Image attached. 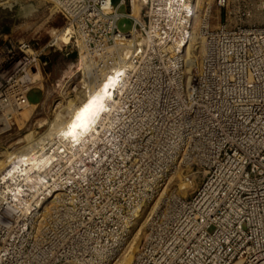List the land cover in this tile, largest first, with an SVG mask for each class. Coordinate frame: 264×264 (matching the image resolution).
Masks as SVG:
<instances>
[{
    "label": "built area",
    "instance_id": "obj_1",
    "mask_svg": "<svg viewBox=\"0 0 264 264\" xmlns=\"http://www.w3.org/2000/svg\"><path fill=\"white\" fill-rule=\"evenodd\" d=\"M44 1L72 28L74 37L65 53L77 49L79 54L81 47L88 57L98 56L103 71L116 63V52L108 53V44L130 46L132 67L126 69V87L111 132L116 127L123 132L131 118L157 111L161 103L167 115L183 117L182 130L171 131L163 165L138 192L134 207L140 202L147 206L157 195L176 157L184 166L202 170L191 196L168 192L150 208L145 236L130 264H264V24H219L211 29L209 4L199 7L196 0H140L139 17L131 13V0ZM214 1L224 6L228 0ZM120 6L127 11L119 12ZM122 16L131 20L127 31L117 27ZM195 16L201 19L196 34L200 49L186 72L183 57L172 55L180 50L173 42L190 37ZM46 61L26 40L0 48V121L6 109L28 102L29 90H42ZM94 157L85 161L88 167L75 164L83 167L78 172L67 163L46 175L44 183L58 182V195L45 209L35 202L44 190L23 185L24 200L18 207L0 193V264L62 260L50 219L66 206L63 197L76 195L74 182L88 181ZM192 175H184V181ZM28 205L32 215L25 209ZM133 209L109 224L100 241V259L124 235Z\"/></svg>",
    "mask_w": 264,
    "mask_h": 264
},
{
    "label": "rangeland",
    "instance_id": "obj_2",
    "mask_svg": "<svg viewBox=\"0 0 264 264\" xmlns=\"http://www.w3.org/2000/svg\"><path fill=\"white\" fill-rule=\"evenodd\" d=\"M135 2L140 10L142 8L140 0ZM112 3L115 4L116 0H112ZM207 4L210 8L208 25L211 29L219 24L226 26L264 24V0H228L224 6L216 5L214 0L198 2L199 7ZM118 11L124 13L127 8L120 6ZM136 16L139 17V14ZM65 26V18L61 14L54 13L44 0H0V48L8 42L26 40L34 43V47L40 50L47 60L41 70L42 85L38 82L42 90L32 88L26 94L28 102L18 104L15 112L10 108L4 112L5 120L0 121L1 158L6 153L13 154L19 151L32 135L35 148L43 145L48 149L52 146V141L44 138L39 141V139L46 133L54 112L58 111L68 98L78 103L86 94L85 84L91 85L100 77V69L97 66L98 56L90 58L87 56V63L92 67L91 72L86 73L83 78L75 72L68 79L62 93L59 94L54 90L59 75L64 70L75 69L73 66L78 56L77 49L65 53L70 46L64 47L63 44L67 43H60V39L57 38ZM130 26L131 20L127 17L122 16L117 21L120 31H127ZM119 49L125 51L121 47ZM199 49L200 40L196 36L194 41H191L194 63L198 59ZM115 56L117 61V53ZM108 68L105 67L103 71ZM93 72H97L95 74L97 77ZM53 96L57 102L51 101ZM47 99L49 102L46 101ZM164 108L161 103L157 111L149 110L145 114L131 118L123 132L116 127L112 131L113 145L97 150L93 163L87 170L88 181L77 179L72 186V189L77 191L76 195L63 197L66 206H62L56 217L50 219V222L55 224L54 229L60 239L63 253L62 260L56 264H99L102 247L100 241L107 233L109 224L118 221L121 215L128 214L134 208V204L140 199L138 192L144 188L150 176L158 172V168L165 161V153L173 135L171 131L182 130L183 117L167 115ZM179 158L180 156L176 157L173 170L161 185L162 193L156 195L145 209L143 207L141 215L128 231L123 249L110 264L120 263L129 249L134 248L133 258L145 236L148 211L159 204L165 194L172 192L189 197L200 183L202 170L196 166H184ZM186 174H193V178L184 181L183 177ZM134 245L137 247L135 248Z\"/></svg>",
    "mask_w": 264,
    "mask_h": 264
},
{
    "label": "bare ground",
    "instance_id": "obj_3",
    "mask_svg": "<svg viewBox=\"0 0 264 264\" xmlns=\"http://www.w3.org/2000/svg\"><path fill=\"white\" fill-rule=\"evenodd\" d=\"M198 2L199 0H196L197 5ZM131 13L134 16L139 14V6L135 0H131ZM200 21L201 19L195 16L192 21L190 37L188 39L181 37L173 42V46H176L180 50L173 52L172 55L174 57H179L180 55L183 57L186 72H189L191 67L195 64L194 56L191 52V41H194L198 33ZM72 37H74V35L69 25L63 27V30H61L57 36V38L60 39V43H67L63 44L64 47L71 45ZM132 41L133 38H130L128 44ZM141 41L142 40L139 39V42ZM119 46V41L108 44V53L115 51L118 60L114 63V66L108 68L106 71L100 69V75L97 74L100 77L94 83L92 82L93 84L89 85L85 82L87 91H84L86 93L84 97L80 99L78 103L68 98L62 106L60 105V109L54 112V117L50 120L47 131L44 130L46 133L43 131L45 134L39 139V141H42L43 138L50 142L52 141V146L48 149L43 145L39 148H35L36 145L35 142H32V135L26 140V144H24L19 151L13 154L11 152L6 153L2 155V158L0 157V193L5 201L16 207L21 205L22 200H24L22 195L24 193L23 185H25V187L29 189L44 190L46 192L35 201L40 207L45 209L47 205L57 199L58 195L56 191L58 182L54 180L51 185L44 183L46 175H53L59 165L67 163L68 169L72 168L78 172L79 169L88 167L85 161L92 159L101 145H104V147L113 145L114 139L112 140V138H114V135L110 128L118 119L117 111L121 107L123 89L126 87L125 78L128 75L126 69L132 67V64L128 61L129 56H127L130 46H128V48L125 47L126 50L123 47L125 50L124 52L119 49ZM178 52H180V54ZM73 67L75 68L74 70H64L63 73L59 75L60 78L54 87L57 93L60 94L63 92L68 79L72 77L75 72H78L80 77L83 78V76L91 70V64L87 63V53H85L81 47ZM96 73H94V75ZM95 77L97 76L95 75ZM117 91H119V95H117ZM75 98L77 99V97ZM56 100L54 96L51 98L53 103L57 102ZM46 101H48V99ZM17 105L10 107L13 112H15V107ZM50 111H52V109ZM3 120L5 119L3 118ZM3 123L6 124L5 121H3ZM78 163L83 164V167L74 168L75 164ZM167 178L168 176H166V180ZM161 187L160 185L156 193L157 195L162 193L161 191L163 188ZM144 206L146 207V202H140L134 207L132 217L127 222L124 235L116 239V247L104 251L101 255L99 264H110L118 252L123 249L128 237V231H130V228L134 225L137 217L141 215ZM29 207L28 205L25 209L28 214L30 213L29 215H32ZM122 239L123 241L121 242ZM137 245H134L135 248ZM133 249H129L122 257V261L118 264H130L132 252L134 251Z\"/></svg>",
    "mask_w": 264,
    "mask_h": 264
}]
</instances>
